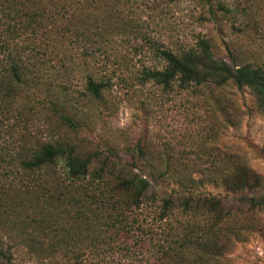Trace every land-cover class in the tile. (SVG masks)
<instances>
[{
    "label": "rangeland",
    "instance_id": "rangeland-1",
    "mask_svg": "<svg viewBox=\"0 0 264 264\" xmlns=\"http://www.w3.org/2000/svg\"><path fill=\"white\" fill-rule=\"evenodd\" d=\"M130 1L124 7V20L135 27L124 26L131 33L123 39L109 20L111 43L103 45L106 51L96 56L100 58L96 64L87 60L79 70H72L50 62L39 75L33 74L36 80L27 99L34 106L29 108V122L15 128L16 124L13 132L3 135L0 148L13 152L21 143L26 147L29 141L23 135L59 144L73 155L87 158L91 169L106 162L114 165L111 170L116 175L148 179L159 198L181 193L176 181L186 176L194 179L189 188L195 194L225 197L224 188L206 175L211 173L217 179L223 163L230 161H243L264 180V115L251 91L232 84L210 93L206 87L172 86L166 90L152 82L143 83L140 71L158 62L152 53L139 50L134 38L140 31L164 33L187 46L206 40L216 59L230 62L229 49L239 64L264 67V0ZM98 69L110 78V84L92 96L85 89V75ZM46 90L60 92L68 108L63 113L72 123L62 121L60 113L47 105ZM139 146L145 157L138 154ZM166 162L177 166L176 170H186L175 174L171 167L175 176L167 177L172 180L158 178L155 184L151 173L155 168L164 171ZM12 165L8 158L0 162V167ZM14 177L16 185L35 193L41 201L51 197L54 203L33 213L25 225L27 238L39 242L42 251L30 253L17 226L15 230L21 234L14 233L17 235L9 242L10 264H154L150 237L144 245L136 237L138 224L130 228L129 221L113 226L112 220L87 204H79L72 218L68 205L76 199V184L64 180L61 161L34 173L16 171ZM8 192L10 199L17 195L13 187ZM259 194H264V181ZM83 201L91 200L83 197ZM8 207L9 214L16 217L17 206ZM254 216L262 230L229 244L223 253L227 264H264V209L255 211Z\"/></svg>",
    "mask_w": 264,
    "mask_h": 264
},
{
    "label": "trees",
    "instance_id": "trees-1",
    "mask_svg": "<svg viewBox=\"0 0 264 264\" xmlns=\"http://www.w3.org/2000/svg\"><path fill=\"white\" fill-rule=\"evenodd\" d=\"M129 2L0 0V139L13 132L11 129L16 124L15 128L29 122V108L34 109L27 100L35 79L33 74H38L50 62L72 70H79L87 60L96 64L100 60L96 56L100 57L106 51L103 45L111 43L113 34L107 29L109 20L114 21L115 31L121 32L123 39L129 37L131 32L123 29L124 26L135 27L124 20V7ZM120 26L121 31L117 30ZM134 34L139 50L152 53L158 62L143 67L141 82H152L166 90L172 86L178 89L206 87L210 93L227 84L248 88L264 115V67L239 64L229 49L230 62L216 59L206 40L187 46L172 41L164 33L150 35L138 31ZM85 78V89L92 96H98L110 84V78L100 69L90 70ZM59 95L56 90H46L44 98L49 107L60 113L62 121L72 123L73 120L63 113L68 108ZM23 138L29 141L26 147L21 143L13 152L0 148V162H5L6 158L14 162L11 167H0V264L11 262L9 242L17 235L14 233L21 234L15 230L17 226L24 235L21 241L29 252L42 251L39 242L27 238L25 225L27 219L33 218V213L42 212L54 203L51 197L41 201L35 193L16 185L14 173H34L56 165L58 160L62 162L64 180L76 184L73 190L76 199L68 205L72 218L77 214L79 204H87L88 208L100 210L112 220L113 226L126 225L129 221L130 228L138 224L136 237L141 245L150 237L154 264H227L223 253L229 244L249 232L262 230L261 222L254 214L264 209V194H259L264 180L241 160L223 163L217 179L212 178L211 173L206 175L224 188L228 194L225 197L195 194L189 188L194 179L186 176L175 180L183 195L177 193L175 197L159 198L144 177L116 175L111 170L114 165L106 162L91 169L87 158L73 155L67 147L38 142L35 137L23 135ZM137 152L145 157L140 146ZM171 167L175 174L186 170H176L177 166L166 162L164 171L155 168L151 173L154 183L157 184L158 178L172 180L167 177L175 176L170 173ZM11 187L17 190V195L10 199L8 189ZM229 194L233 196L228 198ZM83 197L91 201H83ZM8 206H17L16 217L9 214ZM146 218L150 223L145 221ZM126 231L130 232V229ZM63 239L54 245H59ZM140 254L145 256L144 252ZM145 258L149 260L148 256Z\"/></svg>",
    "mask_w": 264,
    "mask_h": 264
}]
</instances>
